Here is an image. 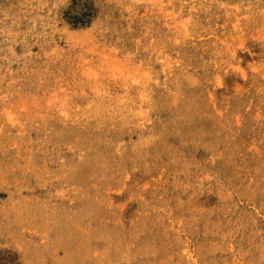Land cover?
I'll list each match as a JSON object with an SVG mask.
<instances>
[{
    "label": "rangeland",
    "instance_id": "rangeland-1",
    "mask_svg": "<svg viewBox=\"0 0 264 264\" xmlns=\"http://www.w3.org/2000/svg\"><path fill=\"white\" fill-rule=\"evenodd\" d=\"M0 264H264V0H0Z\"/></svg>",
    "mask_w": 264,
    "mask_h": 264
},
{
    "label": "clouds",
    "instance_id": "clouds-1",
    "mask_svg": "<svg viewBox=\"0 0 264 264\" xmlns=\"http://www.w3.org/2000/svg\"><path fill=\"white\" fill-rule=\"evenodd\" d=\"M67 2H70V0H67ZM127 79L130 82L131 85H147L151 79V73L150 71L146 69H133L127 73ZM61 115L67 116L68 113L66 111L61 112Z\"/></svg>",
    "mask_w": 264,
    "mask_h": 264
}]
</instances>
